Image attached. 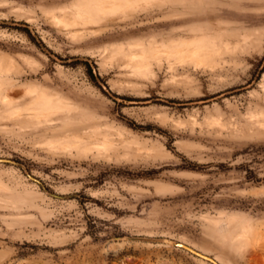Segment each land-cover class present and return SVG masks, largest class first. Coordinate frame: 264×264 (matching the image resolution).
I'll return each mask as SVG.
<instances>
[{
	"label": "rangeland",
	"instance_id": "obj_1",
	"mask_svg": "<svg viewBox=\"0 0 264 264\" xmlns=\"http://www.w3.org/2000/svg\"><path fill=\"white\" fill-rule=\"evenodd\" d=\"M79 1L0 0V264H264V0Z\"/></svg>",
	"mask_w": 264,
	"mask_h": 264
},
{
	"label": "bare ground",
	"instance_id": "obj_2",
	"mask_svg": "<svg viewBox=\"0 0 264 264\" xmlns=\"http://www.w3.org/2000/svg\"><path fill=\"white\" fill-rule=\"evenodd\" d=\"M125 1H127V0H125ZM128 1H130V0H128ZM135 1V0H134ZM137 1V0H136ZM135 1V2H136ZM145 1H148V0H145ZM190 1V0H189ZM192 1V0H191ZM199 1V0H198ZM204 1H206V0H204ZM77 2V1H76ZM122 2V0H81V1H79V3H78V6H76L75 8H74V15H72V16H69V17H67V21H66V23L67 24H74V23H77V22H80L79 20H77L79 17H83V19H84V14L83 13H90V12H92L94 9H96V12L98 13V15H99V11H97V10H99L100 9V11H102V9L104 10L103 12L105 13V10H106V12H108L109 11V8H111L110 9V12L112 11V9H115V8H117V6H118V8L119 7H121V8H123L122 6H123V4L121 3ZM150 2V0L148 1V3ZM147 3V2H146ZM185 3H186V1H185ZM189 3V2H188ZM191 3H193V2H191ZM197 3H200V2H197ZM122 4V5H121ZM126 4H127V2H126ZM130 4H133V2L131 1L130 2ZM134 4H136V3H134ZM180 5H182L181 3H179ZM194 4H195V1H194ZM128 6H129V4H127ZM126 5V6H127ZM202 5V4H201ZM133 6V5H132ZM107 7H109V8H107ZM108 9V11H107V9ZM120 8V9H121ZM172 8H174V6L172 7ZM184 8V7H183ZM194 9H196V8H194ZM198 9V8H197ZM116 10V9H115ZM123 10V9H122ZM179 10V9H178ZM184 10V9H183ZM63 11V13H65L67 10L66 9H63L62 10ZM117 11V10H116ZM174 11H176L175 9H174ZM95 12V13H96ZM179 12V11H178ZM85 13V15H87ZM94 13V12H93ZM114 13V12H113ZM90 14H92V13H90ZM101 14V13H100ZM55 15V14H54ZM105 15H107V13L105 14ZM108 15H110L109 14V12H108ZM107 15V16H108ZM90 17H91V15H89ZM93 16L96 18V16L93 14ZM93 16H92V19H93ZM100 16V15H99ZM103 17H104V15H102ZM54 17V16H53ZM98 17V16H97ZM58 18V17H57ZM86 18H87V20H88V16H86ZM105 18V17H104ZM107 18V17H106ZM60 20L62 19L61 17L59 18ZM80 20H83L82 18H79ZM98 19H99V17H98ZM99 20H101V19H99ZM99 20H97V21H95L94 22V20H88V21H91V22H94V24L96 23H99L100 21ZM54 21H56V20H54ZM58 21V20H57ZM56 21V22H57ZM84 21H86V20H84ZM84 21H81V25L84 23ZM59 22V21H58ZM90 22V24H92ZM55 23V22H54ZM87 23V22H86ZM62 24V22H60V24L59 25H61ZM79 24V23H78ZM88 25H90L89 23H87ZM86 24V25H87ZM65 25V24H64ZM84 25V24H83ZM70 26V25H69ZM74 26V25H73ZM72 26V27H73ZM91 26V25H90ZM98 26H102V25H98ZM137 26V25H136ZM89 27V26H88ZM79 29V28H78ZM116 30V29H115ZM134 30V29H133ZM79 31V30H78ZM82 31L80 30L79 31V35H80V33H81ZM107 33V32H106ZM114 33V32H113ZM205 33V32H204ZM203 33V35H206V33L204 34ZM78 34H76L78 37H79V35ZM82 35V34H81ZM170 38V37H169ZM181 39H182V37H181ZM180 39V40H181ZM93 40V39H92ZM170 40H174V38L173 39H171L170 38ZM179 40V41H180ZM184 40V39H183ZM183 40H182V42L181 43H183ZM139 41H137L136 43H138ZM141 42V41H140ZM150 42V41H149ZM180 42H178V43H180ZM185 43H187V39H185V41H184ZM142 43V42H141ZM173 43H175L174 41H173ZM180 43V44H181ZM188 43H190V42H188ZM188 43L187 44H185V46L186 45H188ZM211 43V42H210ZM132 44H134V43H132ZM143 44V43H142ZM148 44V43H147ZM184 44V43H183ZM183 44H181V46L183 45ZM205 44V41H204V43H203V45ZM206 44H208V43H206ZM129 45H131L130 43H129ZM135 45V44H134ZM144 46H146V44H143ZM142 45V46H143ZM149 45V47H151L150 46V43L148 44ZM175 46L177 45V43L176 44H174ZM196 45V44H195ZM211 45V44H210ZM128 46V45H127ZM144 46H143V49H144ZM180 46V45H179ZM200 46H202L201 44H200ZM200 46H199V44L198 45H196V47L195 48H200ZM135 47H137V46H135ZM138 47H140L141 49H142V47H141V45L140 46H138ZM193 47H194V45H193ZM206 47V46H205ZM128 48H130V46L128 47ZM139 48V49H140ZM201 48H203V47H201ZM140 49V50H141ZM142 49V50H143ZM140 50L138 51V53L140 54ZM141 50V51H142ZM145 50H147L146 48H145ZM134 51V50H133ZM149 51V50H148ZM150 51H151V49H150ZM143 52V51H142ZM141 52V55H145V53H142ZM131 53H134V52H131ZM137 53V52H136ZM149 52H147L146 53V55L148 54ZM125 54V53H124ZM128 55H130V52H128L127 53ZM138 54V55H139ZM126 55V54H125ZM127 55V58L129 57ZM132 55V54H131ZM130 55V57H132ZM136 55V54H135ZM146 55L144 56V58L146 59ZM150 56V55H149ZM141 57V56H140ZM148 57V56H147ZM132 59H133V57H132ZM136 58H134V60H135ZM140 59V58H139ZM145 59H143L142 58V60H145ZM149 59V58H148ZM148 59H146V60H148ZM128 62H129V58H128V60H127ZM132 61V60H131ZM136 61V60H135ZM134 61V62H135ZM138 62V61H137ZM139 62H141L140 64H142V61H139ZM150 62V61H149ZM137 64V63H136ZM145 64V63H144ZM170 66H172V65H170ZM169 66V67H170ZM139 67V66H138ZM137 67V68H138ZM170 69V68H169ZM1 81H0V85H1ZM43 98H45V97H43ZM43 98H42V102H43ZM47 100H46V102H45V100H44V103L45 104H48L49 105V107L51 106L52 107V105H50V103H52L51 101H50V97L48 98H46ZM42 102H40V103H42ZM45 104H44V106H45ZM53 104H55L54 102H53ZM56 106V105H55ZM54 106V107H55ZM39 107V106H38ZM46 107V106H45ZM44 107V109H46ZM48 107V108H49ZM57 107V106H56ZM48 108H47V110H48ZM52 109V108H51ZM50 109V110H51ZM41 111H42V109H41ZM51 119V118H50ZM31 120V119H30ZM29 120V121H30ZM48 120H49V118H48ZM47 120V121H48ZM52 120V119H51ZM50 120V121H51ZM49 122V121H48ZM51 122H54V121H51ZM76 122V121H75ZM71 123H72V121H71ZM79 123V124H78ZM77 124H75V125H68L67 127H65L64 128V130L63 129H61V134H64L65 136H69V135H71V136H74V137H76L77 138V140L78 141H81V142H84L85 141V139L84 138H90V137H94V138H96L97 136H99V137H101L102 139H100V141L102 140L103 141V139H105V140H109L108 139V130H106L107 128H105L104 127V129H105V131L104 130H100V129H98L97 128V125L96 124H92V123H90V122H88V121H85V122H83V123H81V122H78ZM69 124V123H68ZM51 127V126H50ZM64 127V126H63ZM99 127V126H98ZM103 127V126H102ZM108 131V132H107ZM108 133V134H107ZM110 137H112V136H110ZM109 137V138H110ZM99 141V142H100ZM101 141V142H102ZM97 142V141H96ZM96 142H94V143H96ZM99 142H98V144H99ZM107 142V141H106ZM91 143V142H90ZM89 143V144H90ZM103 143V142H102ZM88 144V143H87ZM97 143L95 144L96 146H94V147H97V145H98ZM103 144H106V143H103ZM103 144H101V145H103ZM86 145V144H85ZM93 145L94 144H90V149H91V146L93 147ZM100 145V146H101ZM107 145V144H106ZM106 145H105V147H106ZM87 146V147H88ZM99 146V147H100ZM108 146V145H107ZM88 147V148H89ZM93 147V148H94ZM102 147V146H101ZM107 148V147H106ZM97 149V148H96ZM113 150H115V147H113ZM117 151V150H116Z\"/></svg>",
	"mask_w": 264,
	"mask_h": 264
}]
</instances>
